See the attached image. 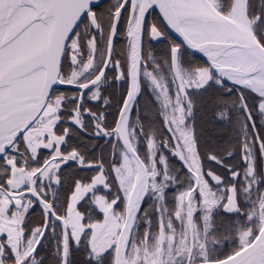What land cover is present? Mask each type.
<instances>
[{
    "label": "snow or ice",
    "instance_id": "6c2138e0",
    "mask_svg": "<svg viewBox=\"0 0 264 264\" xmlns=\"http://www.w3.org/2000/svg\"><path fill=\"white\" fill-rule=\"evenodd\" d=\"M0 264H264V0H0Z\"/></svg>",
    "mask_w": 264,
    "mask_h": 264
}]
</instances>
